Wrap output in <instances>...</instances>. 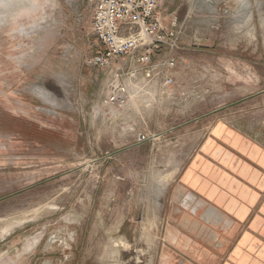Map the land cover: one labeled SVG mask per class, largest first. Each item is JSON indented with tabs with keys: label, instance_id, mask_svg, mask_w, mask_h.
Returning a JSON list of instances; mask_svg holds the SVG:
<instances>
[{
	"label": "rangeland",
	"instance_id": "obj_1",
	"mask_svg": "<svg viewBox=\"0 0 264 264\" xmlns=\"http://www.w3.org/2000/svg\"><path fill=\"white\" fill-rule=\"evenodd\" d=\"M247 1L162 0L185 24L174 84L137 79L115 111L112 68L87 63L88 0L0 1V220L29 215L0 221V264H160L174 181L209 128L264 144V0Z\"/></svg>",
	"mask_w": 264,
	"mask_h": 264
},
{
	"label": "crops",
	"instance_id": "obj_2",
	"mask_svg": "<svg viewBox=\"0 0 264 264\" xmlns=\"http://www.w3.org/2000/svg\"><path fill=\"white\" fill-rule=\"evenodd\" d=\"M174 184L160 264H264L263 142L216 121Z\"/></svg>",
	"mask_w": 264,
	"mask_h": 264
},
{
	"label": "built area",
	"instance_id": "obj_3",
	"mask_svg": "<svg viewBox=\"0 0 264 264\" xmlns=\"http://www.w3.org/2000/svg\"><path fill=\"white\" fill-rule=\"evenodd\" d=\"M88 2L99 48L87 63L100 70H113L106 87L109 108L120 110L132 103L137 79H156L160 89L174 84L169 70L177 65L174 53L180 47L185 24L177 15L166 21L160 11L162 0ZM163 54L164 58L155 63ZM140 136L144 140L145 136Z\"/></svg>",
	"mask_w": 264,
	"mask_h": 264
},
{
	"label": "bare ground",
	"instance_id": "obj_4",
	"mask_svg": "<svg viewBox=\"0 0 264 264\" xmlns=\"http://www.w3.org/2000/svg\"><path fill=\"white\" fill-rule=\"evenodd\" d=\"M1 1V0H0ZM4 1V0H3ZM239 2H242L243 4H246V5H248L249 4V1H247V0H237V3H239ZM241 4V3H240ZM240 6V5H239ZM243 7V6H242ZM242 10V9H241ZM240 15H242V14H240ZM261 20H262V25H263V27H264V14H262V12H261ZM249 31V30H248ZM253 32H254V30H253ZM249 33H252V32H249ZM255 34V33H254ZM251 35V34H250ZM254 36V35H253ZM252 36V37H253ZM139 87V86H138ZM138 87H134V90H135V92L133 93V97H132V101L133 100H136V99H138L139 97H140V91H138L137 90V88ZM137 92V98L135 99L134 97H135V93ZM46 96H48V95H46ZM50 98V97H49ZM48 99V98H47ZM50 100V99H49ZM139 100V99H138ZM131 101V102H132ZM134 103V102H133ZM136 103V102H135ZM134 103V104H135ZM132 104V103H131ZM130 104V105H131ZM137 104V103H136ZM135 106V105H134ZM133 106H131V108H132ZM130 108V109H131ZM142 108H144V107H142ZM139 109V108H138ZM99 110V109H98ZM136 110V109H135ZM139 110H141V109H139ZM114 111H115V109H114ZM130 111V110H129ZM122 112V111H121ZM134 112V111H133ZM95 113V112H94ZM93 113V114H94ZM115 113V112H114ZM117 113V112H116ZM126 113H127V111H126ZM125 113V114H126ZM113 114V113H112ZM117 114H119V113H117ZM130 114V113H129ZM128 114V115H129ZM127 115V116H128ZM107 117V116H106ZM113 118V117H112ZM115 118V117H114ZM118 118V117H117ZM123 118V117H122ZM135 118V117H134ZM128 119V118H127ZM126 120V119H125ZM124 121V120H123ZM157 137L159 136V135H156ZM46 205H48V204H46ZM45 207H47V206H42L41 208H38L37 209V211L38 210H41L42 208H45ZM44 210V209H43ZM36 211V210H35ZM26 213V212H25ZM29 220V215H21V216H19V217H17V219L16 220H14V221H9V220H7L6 218H2L0 221L1 222H3V224H2V226H1V228H2V232H5V234L6 233H10L12 230H13V228L14 227H16V226H19V225H21V224H23V223H25V222H27ZM155 224V223H154ZM149 225H150V227H152L153 226V221L151 220L150 221V223H149ZM15 229V228H14ZM1 232V231H0ZM1 235V234H0ZM2 236V235H1ZM153 237V236H152ZM143 240L145 241V242H147L148 244H149V242L151 243V241H152V238H151V236H150V233L148 234H144V236H143ZM154 241V240H153ZM1 255V254H0Z\"/></svg>",
	"mask_w": 264,
	"mask_h": 264
},
{
	"label": "flooded vegetation",
	"instance_id": "obj_5",
	"mask_svg": "<svg viewBox=\"0 0 264 264\" xmlns=\"http://www.w3.org/2000/svg\"><path fill=\"white\" fill-rule=\"evenodd\" d=\"M1 1H3V0H1Z\"/></svg>",
	"mask_w": 264,
	"mask_h": 264
},
{
	"label": "water",
	"instance_id": "obj_6",
	"mask_svg": "<svg viewBox=\"0 0 264 264\" xmlns=\"http://www.w3.org/2000/svg\"><path fill=\"white\" fill-rule=\"evenodd\" d=\"M198 119V118H197Z\"/></svg>",
	"mask_w": 264,
	"mask_h": 264
}]
</instances>
